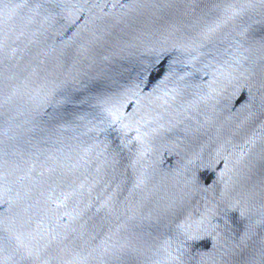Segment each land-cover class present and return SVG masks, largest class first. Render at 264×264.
<instances>
[{"label": "water", "instance_id": "1", "mask_svg": "<svg viewBox=\"0 0 264 264\" xmlns=\"http://www.w3.org/2000/svg\"><path fill=\"white\" fill-rule=\"evenodd\" d=\"M0 264H264V0H0Z\"/></svg>", "mask_w": 264, "mask_h": 264}]
</instances>
